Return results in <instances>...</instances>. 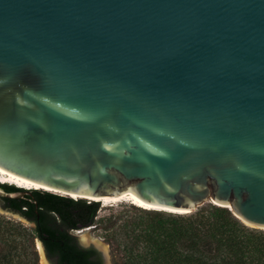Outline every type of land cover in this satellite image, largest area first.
I'll return each mask as SVG.
<instances>
[{
    "label": "water",
    "instance_id": "95a60500",
    "mask_svg": "<svg viewBox=\"0 0 264 264\" xmlns=\"http://www.w3.org/2000/svg\"><path fill=\"white\" fill-rule=\"evenodd\" d=\"M0 173L264 230V0H0Z\"/></svg>",
    "mask_w": 264,
    "mask_h": 264
},
{
    "label": "trees",
    "instance_id": "16d2710c",
    "mask_svg": "<svg viewBox=\"0 0 264 264\" xmlns=\"http://www.w3.org/2000/svg\"><path fill=\"white\" fill-rule=\"evenodd\" d=\"M1 186L8 193L24 191ZM1 200L35 227L0 217V264H41L36 240L54 264H104L101 253L82 247L76 234L95 225L100 201L40 189ZM137 209L145 222L123 224L111 234L112 264H264V230L228 208L207 204L182 214Z\"/></svg>",
    "mask_w": 264,
    "mask_h": 264
},
{
    "label": "rangeland",
    "instance_id": "374dc122",
    "mask_svg": "<svg viewBox=\"0 0 264 264\" xmlns=\"http://www.w3.org/2000/svg\"><path fill=\"white\" fill-rule=\"evenodd\" d=\"M5 184H8V183H5ZM8 185H13V184H8ZM13 186L18 187L16 185H13ZM207 204H212V203H206L204 205H207ZM0 207H1L0 217L9 219L15 222H20L30 228L35 227L34 223L20 221L18 218L3 212L2 209H5V208L3 207L1 197H0ZM137 208H138L137 206L133 205L130 202H119V203H113V204L110 203L108 205L103 204L101 202V209L99 211L96 223L94 226L89 227L88 230H89V235L91 238H93L94 240H99L100 242L105 244V246L108 247L110 257H111L112 248H111V245L109 244V240L111 239V234H113V232L116 231V228H118L119 226L123 224H125L126 227H128L133 222H145L146 221L145 214L142 211H140V209H137ZM38 245L39 244H37V240H36V248L38 247ZM40 262H41V257H40ZM111 264H112V257H111Z\"/></svg>",
    "mask_w": 264,
    "mask_h": 264
},
{
    "label": "bare ground",
    "instance_id": "6f19581e",
    "mask_svg": "<svg viewBox=\"0 0 264 264\" xmlns=\"http://www.w3.org/2000/svg\"><path fill=\"white\" fill-rule=\"evenodd\" d=\"M0 182L4 183V184L5 183L13 184V185H16V186H18L20 188H24V189H28V190L40 189V190H47V191H51V192H56V193H59V194L68 195V196H70L72 198H75V199L83 197V196H81L79 194H75V193H71V194H67V193H63V192L60 193L58 191L51 190L50 188L18 182V181H15V180H13V179H11V178H9V177L1 174V173H0ZM91 200L100 201L103 204H107V205L110 204V203L113 204V203H119V202H130L133 205H135L137 207H140V208H143V209H146V210L160 211V212H167V213H175V214H182V213H187L188 212L187 210H182V209L165 208V207H162V206L147 202L145 200L139 199V198H137L136 196H134V195H132L130 193H127V194H125L124 196H121V197H103V198L98 197V198H91ZM77 233H81V237H82L83 241H85V242H91L92 241V242L99 243V244L103 245L105 249L108 250V247L105 246V244H103L99 240H94L93 238L90 237L88 228L84 229V230H80ZM37 244H39L38 245V249H39V252H40L41 264H48V262L46 261L45 256H44V249H43L41 243L39 242V240L37 241Z\"/></svg>",
    "mask_w": 264,
    "mask_h": 264
}]
</instances>
